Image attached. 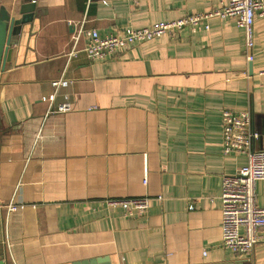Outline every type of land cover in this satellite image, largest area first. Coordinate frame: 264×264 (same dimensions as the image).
<instances>
[{
	"label": "crops",
	"instance_id": "crops-1",
	"mask_svg": "<svg viewBox=\"0 0 264 264\" xmlns=\"http://www.w3.org/2000/svg\"><path fill=\"white\" fill-rule=\"evenodd\" d=\"M222 1H33L0 75L5 264H264V227L250 255L222 246L220 198L223 176L246 163L223 153L222 110L252 111L264 149V16L254 20L252 61L244 29L218 16L100 59L85 36L73 42L81 24L106 36ZM60 77L69 83L51 102ZM64 102L70 110H59ZM138 197L149 198L144 215L106 203Z\"/></svg>",
	"mask_w": 264,
	"mask_h": 264
},
{
	"label": "built area",
	"instance_id": "built-area-1",
	"mask_svg": "<svg viewBox=\"0 0 264 264\" xmlns=\"http://www.w3.org/2000/svg\"><path fill=\"white\" fill-rule=\"evenodd\" d=\"M213 16L233 18L244 29L246 56L248 61H252L254 20L256 16H264V0H226L221 2L220 7L209 12L161 21L143 28H129L106 36L100 35L96 29H85L81 24L73 36V42L76 45L85 36L86 52L91 58L100 59L186 26L193 30L201 26L209 28L207 21ZM261 74L264 75V71ZM68 83L64 77L53 80L51 84L54 93L48 100L52 102L58 89ZM70 108V102L59 106L60 111ZM254 123L255 117L250 110H222L223 153L246 156V163L235 174L223 176L220 195L222 246L241 256L253 253L261 240L259 230L264 227V206L257 203V183L264 180V149L255 147L260 133L255 129ZM106 203L109 206H121L129 214L138 212L144 215L149 207V198L108 199ZM12 209L15 210L16 207L13 206Z\"/></svg>",
	"mask_w": 264,
	"mask_h": 264
},
{
	"label": "water",
	"instance_id": "water-1",
	"mask_svg": "<svg viewBox=\"0 0 264 264\" xmlns=\"http://www.w3.org/2000/svg\"><path fill=\"white\" fill-rule=\"evenodd\" d=\"M33 1L20 0L12 9L0 3V75L15 58L24 25L33 21L37 8ZM0 264H5L3 258Z\"/></svg>",
	"mask_w": 264,
	"mask_h": 264
}]
</instances>
